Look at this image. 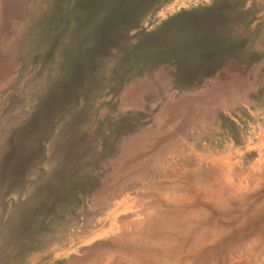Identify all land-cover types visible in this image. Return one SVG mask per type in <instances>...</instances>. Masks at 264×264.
Here are the masks:
<instances>
[{"label": "rangeland", "instance_id": "1", "mask_svg": "<svg viewBox=\"0 0 264 264\" xmlns=\"http://www.w3.org/2000/svg\"><path fill=\"white\" fill-rule=\"evenodd\" d=\"M7 1L0 0V240L14 200L27 194L40 166L52 163L47 151L22 181L14 178V141L19 152L31 154L33 126L57 106V99L47 100L46 87L60 70L58 48L50 61L46 52L64 24L66 3ZM209 1L162 0L90 44L82 59L88 95L68 132L85 151L83 171L94 177L92 187L37 215L31 246L1 249L0 264H209L215 254L206 249L224 253L236 243L254 251L243 254L239 247L223 264L242 258L251 264L256 238L239 240L230 230L237 221L229 218L255 209L264 216V0H240L221 18L216 28L234 44L233 55L197 85L172 87V66L161 65L117 91L107 87L119 55L140 32ZM62 42L60 36L56 47ZM253 170L256 188L244 178ZM241 183L248 184L243 195ZM219 185L217 201L198 197L197 191ZM206 234L213 240L190 252L193 240Z\"/></svg>", "mask_w": 264, "mask_h": 264}, {"label": "trees", "instance_id": "2", "mask_svg": "<svg viewBox=\"0 0 264 264\" xmlns=\"http://www.w3.org/2000/svg\"><path fill=\"white\" fill-rule=\"evenodd\" d=\"M161 1L66 0L61 15L64 24L59 33L52 36L46 52L50 61L58 48L60 70L52 75L53 79L46 87L47 100L57 99V106L49 118L33 126L35 146L31 154L19 152L14 141V178L17 177L18 183L22 181L26 170L43 159L47 151L52 154V163L40 166L31 179L27 194L14 200L4 218L7 231L0 240V250L11 246L15 253L30 247L36 232L37 215L47 214L57 203L92 187L94 177L89 171H83L87 162L85 151L75 145L68 132L74 123L72 118H76L88 95L84 88L87 63L82 59L92 42H103L118 23ZM240 2L210 0L180 8L140 32L119 55L108 90L117 91L131 78L161 65L172 66V87L197 85L232 57L230 51L235 48L234 44L221 38L216 27L226 12ZM60 36L63 42L59 48L56 46ZM43 93L40 92L39 97ZM22 132L20 129L16 135ZM14 264L22 263L16 261Z\"/></svg>", "mask_w": 264, "mask_h": 264}, {"label": "bare ground", "instance_id": "3", "mask_svg": "<svg viewBox=\"0 0 264 264\" xmlns=\"http://www.w3.org/2000/svg\"><path fill=\"white\" fill-rule=\"evenodd\" d=\"M9 1V0H8ZM7 1V2H8ZM5 2V1H4ZM9 3H11L10 1H9ZM8 3V4H9ZM5 4H7V3H5ZM4 6H7V5H4ZM4 6L2 5V8H4ZM10 6V5H9ZM2 12H4L3 10H2ZM1 73V72H0ZM176 114V112H173L172 113V115H175ZM160 138V137H159ZM159 138H157V142H158V140H159ZM168 146V145H167ZM214 165V167H217L216 165H217V162L215 161L214 163H213ZM236 169V168H235ZM255 171L256 170H253V171H251V172H249L248 173V175H246L244 178L245 179H247V178H249V179H251V180H254L255 182H254V184H253V188H256V187H259V184H260V182H257V179H258V176H257V174L255 173ZM236 172V171H235ZM264 177V176H263ZM236 179V178H235ZM173 180H175V179H173ZM222 180V179H221ZM248 180V179H247ZM240 182V181H239ZM224 183L226 184L225 185V188L227 187V186H231V181L229 180V179H226L225 181H224ZM252 184V183H251ZM248 185V184H247ZM247 185H243L242 183L239 185V190L241 191L242 190V192H240V194L241 195H243L244 194V190H246V189H248V187H247ZM224 185H219V186H216L215 188H214V190H207V191H197V195H198V197L199 198H201L202 200H204V201H217L216 199L218 198L217 197V193L219 192L218 191V189L219 190H221L222 188H224L223 187ZM201 187V186H200ZM261 187V186H260ZM209 188V187H208ZM221 188V189H220ZM246 188V189H245ZM227 189V188H226ZM183 191V190H182ZM238 192V191H237ZM230 194V193H229ZM237 194V193H236ZM239 194V193H238ZM183 195V194H182ZM227 195V194H226ZM234 196V195H233ZM194 197V196H193ZM197 197V198H198ZM217 197V198H216ZM224 197V196H223ZM227 197V196H226ZM182 198V197H181ZM192 198V197H191ZM174 199V198H173ZM190 199V198H189ZM178 200V199H177ZM188 200V199H187ZM222 200V199H221ZM182 201H184V200H182ZM241 201V200H240ZM246 201V200H245ZM256 201V200H255ZM228 202V201H227ZM234 202V201H233ZM236 202V201H235ZM243 202V201H242ZM177 203V202H176ZM230 203V202H229ZM187 204V203H186ZM195 204V203H194ZM220 204V203H219ZM221 205V204H220ZM250 205V204H249ZM168 206V205H167ZM190 206V205H189ZM198 206V205H197ZM204 206V205H203ZM176 207V206H175ZM199 207H200V205H199ZM183 207H181V209H182ZM207 208V207H206ZM233 208H234V206H233ZM202 209H204V208H202ZM241 209V208H240ZM248 209V208H247ZM205 210V209H204ZM203 210V211H204ZM202 211V212H203ZM207 211V210H206ZM209 211V210H208ZM210 212V211H209ZM236 213H238V212H236ZM262 213V211H261V209H255V210H253V211H251L249 214H245L244 216L243 215H240V214H236V215H234L232 218H229V219H231V220H235V221H237L235 224H233L232 226H231V231H232V234L234 233V235L240 240L241 239V241H245V240H247L248 241V239H254V238H256L257 237V235L258 234H260V232L262 231V230H264V216H263V213ZM176 214V213H175ZM174 214V215H175ZM201 214V213H200ZM217 214V213H216ZM220 214V213H219ZM173 215V216H174ZM183 215V214H182ZM204 215V214H203ZM205 215H207V214H205ZM172 216V217H173ZM179 216V215H178ZM189 218V217H188ZM198 218H201V217H198ZM190 220H191V218H190ZM193 220V219H192ZM191 220V221H192ZM207 220V219H206ZM190 221V222H191ZM263 221V222H262ZM227 222V221H226ZM229 223V222H228ZM192 225V224H191ZM216 225V224H215ZM214 226V225H213ZM228 226V225H227ZM191 227V226H190ZM209 228H211V227H209ZM199 229V228H198ZM211 230V229H210ZM214 230H216V232H218L219 234H220V232H222V230H221V228L220 227H218V226H216V228L214 229ZM186 233V232H185ZM211 233H212V231H211ZM222 233H224V232H222ZM194 234V233H193ZM213 235H214V233H213ZM213 235H209V234H206V235H204V236H201V237H197L195 240H193V243H194V247L193 248H191L189 251L190 252H195L196 251V249L199 247V245L197 246V244L199 243V242H201V240H206V241H208V240H213ZM182 236V235H181ZM212 237V238H211ZM185 238V237H184ZM188 238V237H187ZM192 238V237H191ZM214 238H217V236H216V234L214 235ZM182 240V239H181ZM184 240V239H183ZM191 240V239H190ZM189 241V240H188ZM188 241H186V242H188ZM250 241V240H249ZM206 243V242H205ZM186 244V243H185ZM197 247H196V246ZM244 244H242V246H241V244L239 245V244H234V245H232V246H230L229 247V249L227 250V252H224V253H219V250H218V248L216 247V246H214V247H212V248H210L209 250L208 249H206V252L207 253H210V252H212V253H214L215 254V257H210L209 258V264H223V263H225L226 261H227V259L229 258V254L230 253H232V252H234L235 250H237V248H239V247H241L242 248V250H243V254H248L249 252H252V251H254V246H243ZM256 245V244H255ZM201 246V245H200ZM166 248V247H165ZM179 248V247H178ZM201 248V247H200ZM183 249V248H182ZM203 249V248H202ZM174 250V249H173ZM177 250V249H176ZM240 250V249H239ZM171 251V250H170ZM157 252V251H156ZM239 252V251H238ZM158 253V252H157ZM156 254V253H155ZM179 254V253H178ZM232 255V254H231ZM244 257V256H243ZM250 257V256H249ZM231 258V257H230ZM233 260V259H232ZM249 260V259H248ZM184 261V260H183ZM182 261V262H183ZM187 263V262H186ZM181 264V263H180ZM194 264V263H193ZM230 264H248V262H247V260L246 259H244V258H242V259H239V260H233L232 262H230Z\"/></svg>", "mask_w": 264, "mask_h": 264}, {"label": "crops", "instance_id": "4", "mask_svg": "<svg viewBox=\"0 0 264 264\" xmlns=\"http://www.w3.org/2000/svg\"><path fill=\"white\" fill-rule=\"evenodd\" d=\"M256 242H257V247H256L257 249L255 254L252 255V260L250 262L251 264H264V230H262L260 234L257 235Z\"/></svg>", "mask_w": 264, "mask_h": 264}]
</instances>
